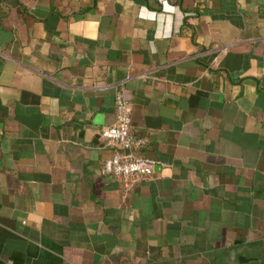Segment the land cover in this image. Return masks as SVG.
I'll use <instances>...</instances> for the list:
<instances>
[{"label":"crops","instance_id":"obj_1","mask_svg":"<svg viewBox=\"0 0 264 264\" xmlns=\"http://www.w3.org/2000/svg\"><path fill=\"white\" fill-rule=\"evenodd\" d=\"M0 264H264V0H0Z\"/></svg>","mask_w":264,"mask_h":264},{"label":"built area","instance_id":"obj_2","mask_svg":"<svg viewBox=\"0 0 264 264\" xmlns=\"http://www.w3.org/2000/svg\"><path fill=\"white\" fill-rule=\"evenodd\" d=\"M114 107L115 119L101 128L100 135L106 142L117 146L118 150L104 160L99 172L124 182H137L151 176L154 167L164 163L138 153L146 145V138L132 130L131 97L123 85L115 91Z\"/></svg>","mask_w":264,"mask_h":264}]
</instances>
